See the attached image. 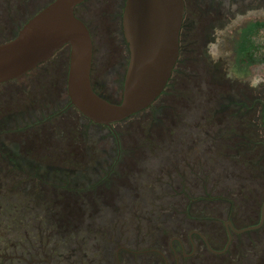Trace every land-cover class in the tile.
Wrapping results in <instances>:
<instances>
[{"label":"rangeland","instance_id":"374dc122","mask_svg":"<svg viewBox=\"0 0 264 264\" xmlns=\"http://www.w3.org/2000/svg\"><path fill=\"white\" fill-rule=\"evenodd\" d=\"M51 1L0 0V43L15 37ZM123 1L89 0L78 12L93 33L94 84L111 98H117L123 87L126 44L119 19ZM256 25L241 56V62L255 63L254 72L240 66L225 71L229 58H222L216 70L200 74L179 71L173 81L175 98L171 103L169 98L166 106L170 109L162 114L168 116L165 121H155L144 112L115 124L122 146L120 157L105 126L91 128L89 122H75L73 115L80 117L79 111L68 110L65 124L55 121L56 125L40 122L48 113L20 114L29 110L33 99L48 93L52 81L60 95L65 80L68 82L66 47L41 66L64 61L60 73L50 76L55 79L33 71L0 85V120L11 114L20 116L14 124L16 137L0 134L4 152L9 148L33 158V163L64 167L65 171L55 173L59 177L65 173L70 185L61 201L50 203L48 217L52 220H27L20 213L13 221L4 216L0 234L18 236L23 246L33 247L35 258L46 257L47 251L51 264H117L120 246L143 250L157 240L169 243L178 229L187 233L202 230L215 247H222L224 223L230 215L241 227L257 224L264 201V148L256 119L263 112L260 101H264V21ZM218 47L225 54V43ZM172 105L179 106L176 115ZM172 115L177 117L176 123L171 122ZM159 131L163 138L155 139ZM29 140L34 141L36 152L42 147L44 153H28L24 146ZM235 173L240 175L235 177ZM76 178L82 179L79 186L71 182ZM22 197V206L31 199L36 203L32 195ZM34 211V216L43 217L38 208ZM62 216L67 218L60 220ZM54 219L58 222L53 223ZM262 228L239 238L245 244L252 240V245L247 243L239 250L237 237L223 255L208 251L196 238L198 253L189 264H264V224ZM36 231H47L43 242ZM41 243L45 249L39 248ZM128 255L122 252L121 258ZM134 259L132 264H155L159 256L140 253Z\"/></svg>","mask_w":264,"mask_h":264},{"label":"flooded vegetation","instance_id":"af4514ba","mask_svg":"<svg viewBox=\"0 0 264 264\" xmlns=\"http://www.w3.org/2000/svg\"><path fill=\"white\" fill-rule=\"evenodd\" d=\"M89 1V0H88ZM87 2V1H86ZM80 4L76 8V14L78 17L81 18L79 15V8H83L84 4ZM186 2V14L183 24V29L181 33V47H180V57L175 65L173 76L178 74L179 71L181 73L189 72L193 74H200L203 73L205 70L210 68L216 70L219 69L220 60L223 58L231 59V62L228 66L223 67L225 71H229L230 69H234L235 67L240 66L243 67L245 70L248 69L249 71H253L255 69V63L250 61L241 62V56H243V51L246 45H244L245 40L253 36L255 33V28L257 27L256 23L260 21H264V0H185ZM126 0L123 1L122 8L119 14V19L121 22V33L123 37V41L126 44L125 50V58H124V70L123 72V87L118 92L117 98H111L105 94H103L106 98L114 102H121L124 95V83L126 78V73L130 64V57L131 52L129 49V44L125 38L124 30H123V14L125 8ZM243 18L246 21L243 22ZM82 19V18H81ZM248 19V20H247ZM83 20V19H82ZM85 21V20H84ZM86 22V21H85ZM87 24V23H86ZM88 25V24H87ZM90 28V26L88 25ZM186 28V33H185ZM91 30V28H90ZM92 32V31H91ZM93 35V33H92ZM232 38L231 41H228L227 38ZM94 40V39H93ZM225 43V54L221 53L220 48L218 47V43L222 44ZM230 42V43H229ZM229 43V45H228ZM68 50V58L67 62H70V48L66 47ZM54 58V57H53ZM53 58L48 60L47 62L51 61ZM47 62L42 63L34 70L30 71L29 73L25 74L24 76H28L33 71H41V76L49 77L48 79H55L54 77H50L52 75H57L60 73L62 64L64 61H60L59 65H54L51 67L41 68V66ZM68 62V63H69ZM264 62H262L263 64ZM68 66V64H67ZM93 69H94V61H93ZM93 73V70H92ZM67 74V71H65ZM22 76V77H24ZM68 74L66 75V77ZM93 76V75H92ZM172 76V78H173ZM20 77V78H22ZM171 78V80H172ZM19 79V78H17ZM13 79L4 83H0V85L9 83L11 81L17 80ZM39 80V79H35ZM171 80L169 81L167 87L165 88L164 92L160 95L157 101L147 109L141 111L134 116L141 115V113H146V116H152L155 121L157 119H163L165 121L168 116L162 115L165 110L170 109L168 105V100L170 98V103L172 102L173 98H175L172 90L175 91L174 86L171 85ZM56 81H52L51 87L48 89L51 90L49 95L48 93L43 95V98H35L31 101L29 105V110L21 111L20 114L22 116L27 115H39V114H47V116L43 121V123H52V125L64 123L65 124V117L66 112L68 110H75L79 111L72 103L70 96L68 94V86L67 81L65 80V86L60 90V95L57 93L58 87ZM93 85L94 80H93ZM19 89L16 86V90ZM1 94V93H0ZM47 98V99H46ZM52 98V99H50ZM166 100H163L165 99ZM258 100V99H256ZM159 104V108H157V104ZM173 115H176L175 111L179 107L177 105L173 107L171 106ZM181 107V106H180ZM54 108V109H52ZM170 110V111H171ZM80 112V111H79ZM81 116L73 115V119L79 125L88 123L91 128L95 125L97 127L105 126L107 131L110 133L111 142H115L117 144V150L119 157L122 154V146L119 137V132L115 128V124L112 126L97 124L90 120L89 118L85 117L81 112ZM165 114V113H164ZM170 116L171 122L176 123L177 117ZM29 116V115H28ZM133 117V116H132ZM20 119L18 114L15 115H8V117L4 116L3 119L0 120V134H11L13 138L18 135L15 132L14 124ZM85 119V120H84ZM257 119V118H256ZM58 120V121H57ZM159 123L161 121H158ZM75 123V124H76ZM162 126V123H161ZM76 127V126H75ZM173 132H171V135ZM45 135V134H44ZM157 135L155 139L163 138L162 133L159 131L156 132ZM169 135V134H168ZM175 138V137H172ZM1 139V136H0ZM32 139V138H31ZM29 140V143H26L24 148L28 153H33L34 155L40 156V154L44 153L42 151V147L36 152V146H33L34 141ZM178 143V142H177ZM183 144L179 143V145ZM27 145V146H26ZM36 147V148H35ZM3 141H0V218L6 216L7 219H13L17 217L18 213H20L21 217H25L28 219L31 218H40L52 220L50 216V203L52 201H61L66 193V189L70 186L68 183L67 175L64 173L63 175L60 174L61 177L57 176L55 171H65L66 168L61 167L57 168L55 166H46L40 163H33L32 159H28L25 156L19 155L12 149H8V152H4ZM24 149V150H25ZM33 150V151H32ZM35 161V159L33 160ZM235 165V164H234ZM236 170H239L237 168ZM57 179H56V178ZM72 180V178H70ZM71 181L75 185H80L82 183V179ZM61 180L60 183H58ZM82 185V184H81ZM60 191L62 194H57ZM78 191V190H77ZM64 192V193H63ZM70 191L69 193H71ZM77 193V192H76ZM74 194V193H73ZM25 195H32L34 203L31 200L27 201L23 206L19 204L20 201H23V197ZM20 200V201H19ZM43 209L44 207H46ZM264 202L261 206V213H260V221L258 225L262 221V212H263ZM16 208V209H13ZM38 208L39 212L43 217L37 215L34 216L35 211L34 209ZM42 208L43 210H40ZM47 214V215H46ZM46 215V216H45ZM65 216L59 218L60 220H64ZM58 222L57 220H53V223ZM43 223V221H41ZM48 229L51 222H48ZM225 228H226V240L222 247H215L208 236L204 233V231L199 229L191 230L189 233L186 232L184 229H178L176 231V235L171 238L169 243L161 240L155 241L156 243L153 246H150L146 249H134L128 246H120L116 251L117 257V264H132L135 259L134 256L137 254H153L159 256L158 260H154L155 264H189V260L197 255L198 253V243L196 238L202 242L205 249L211 251L216 255H223L230 251L232 246L236 242V238L238 237V249H243L246 244L252 245L253 242L249 241L246 244L242 241L246 234L251 231L262 230V226L253 230L243 231V232H236L237 230H242L246 227L253 226H239L233 220L232 216L230 215L228 220L225 221ZM264 224V223H263ZM1 225V220H0ZM44 227V226H43ZM235 227V229H234ZM40 229V227H38ZM41 236V241L43 242L45 231L39 232L36 231ZM50 236V232H48ZM13 233L8 234L7 236L3 237L0 234V264H51L50 260L47 259L48 253L46 251V257L43 258H35L33 255L34 250L33 247L23 246L19 243L20 238L17 236L16 238L13 237ZM232 235V241L230 243V237ZM32 236V235H30ZM37 236V235H36ZM248 236V235H247ZM242 237V240L239 239ZM31 242L33 241L32 237H30ZM235 241V242H234ZM229 245L228 249L226 250L227 246ZM26 249H25V248ZM39 248L45 249V246L39 245ZM122 252H128V258L122 259L121 254ZM15 261V262H14ZM150 264H153L149 261Z\"/></svg>","mask_w":264,"mask_h":264},{"label":"water","instance_id":"95a60500","mask_svg":"<svg viewBox=\"0 0 264 264\" xmlns=\"http://www.w3.org/2000/svg\"><path fill=\"white\" fill-rule=\"evenodd\" d=\"M86 1L52 0L15 37L1 42L0 83L24 76L69 46L67 84L71 103L93 122L112 126L152 106L167 87L180 57L186 2L126 0L123 30L131 57L123 99L114 102L98 93L93 85V35L76 14V8ZM263 223L264 207L260 224L234 229L253 230Z\"/></svg>","mask_w":264,"mask_h":264},{"label":"trees","instance_id":"16d2710c","mask_svg":"<svg viewBox=\"0 0 264 264\" xmlns=\"http://www.w3.org/2000/svg\"><path fill=\"white\" fill-rule=\"evenodd\" d=\"M77 13V12H76ZM176 75V74H175ZM175 75L173 76V78H172V80H171V85H173V81H174V78H175ZM95 87V89H96V91L98 92V93H100L101 95H103L99 90H98V88L96 87V85L94 86ZM104 96V95H103ZM105 97V96H104ZM182 98V97H181ZM263 102L264 101H260V104H261V106H263ZM257 119H258V126H257V128H258V130H259V132H260V140H261V144H262V146H263V148H264V140H263V138H264V124H263V112L260 114V115H258V117H257ZM263 133V135H262V133ZM235 175V177L236 176H239L240 174L239 173H235L234 174ZM264 202V201H263ZM262 206V205H261ZM260 213H261V209H260Z\"/></svg>","mask_w":264,"mask_h":264}]
</instances>
